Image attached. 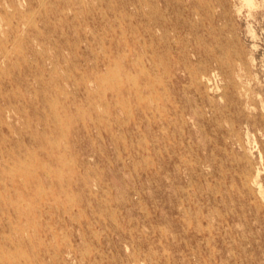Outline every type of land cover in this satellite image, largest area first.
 <instances>
[{"label": "rangeland", "instance_id": "obj_1", "mask_svg": "<svg viewBox=\"0 0 264 264\" xmlns=\"http://www.w3.org/2000/svg\"><path fill=\"white\" fill-rule=\"evenodd\" d=\"M0 70V264H264V0H0Z\"/></svg>", "mask_w": 264, "mask_h": 264}, {"label": "bare ground", "instance_id": "obj_2", "mask_svg": "<svg viewBox=\"0 0 264 264\" xmlns=\"http://www.w3.org/2000/svg\"><path fill=\"white\" fill-rule=\"evenodd\" d=\"M248 2L249 3H251L252 2V0H248ZM74 17V16H73ZM202 42V41H201ZM1 71V70H0ZM242 90V89H241ZM35 94V93H34ZM64 96V95H63ZM66 96V95H65ZM93 101V100H92ZM13 104V103H12ZM95 107V106H94ZM68 108V107H67ZM175 114V113H174ZM101 118V117H100ZM99 118V119H100ZM36 132V131H35ZM38 133V132H37ZM38 135H40V134H38ZM164 142V141H163ZM65 151V150H64ZM68 153V152H67ZM71 157V156H70ZM35 158H37V157H35ZM69 170V169H68ZM67 171V170H66ZM70 171V170H69ZM67 196V195H66ZM71 200V199H70ZM48 213V212H47ZM38 225H40V224H38ZM59 235V234H58ZM49 241V240H48Z\"/></svg>", "mask_w": 264, "mask_h": 264}]
</instances>
